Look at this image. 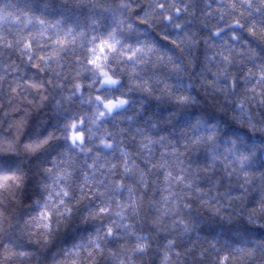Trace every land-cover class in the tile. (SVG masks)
<instances>
[{
  "label": "clouds",
  "instance_id": "1",
  "mask_svg": "<svg viewBox=\"0 0 264 264\" xmlns=\"http://www.w3.org/2000/svg\"><path fill=\"white\" fill-rule=\"evenodd\" d=\"M0 264H264V0H0Z\"/></svg>",
  "mask_w": 264,
  "mask_h": 264
}]
</instances>
